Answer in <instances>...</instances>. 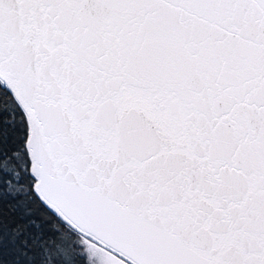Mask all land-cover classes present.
Returning <instances> with one entry per match:
<instances>
[{"label": "snow or ice", "instance_id": "snow-or-ice-1", "mask_svg": "<svg viewBox=\"0 0 264 264\" xmlns=\"http://www.w3.org/2000/svg\"><path fill=\"white\" fill-rule=\"evenodd\" d=\"M0 264H264V0H0Z\"/></svg>", "mask_w": 264, "mask_h": 264}]
</instances>
